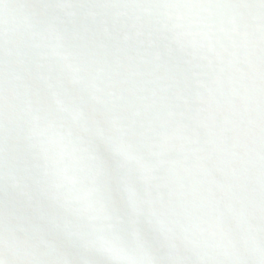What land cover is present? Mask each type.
I'll return each mask as SVG.
<instances>
[{"label": "snow or ice", "instance_id": "obj_1", "mask_svg": "<svg viewBox=\"0 0 264 264\" xmlns=\"http://www.w3.org/2000/svg\"><path fill=\"white\" fill-rule=\"evenodd\" d=\"M0 264H264V0H0Z\"/></svg>", "mask_w": 264, "mask_h": 264}]
</instances>
